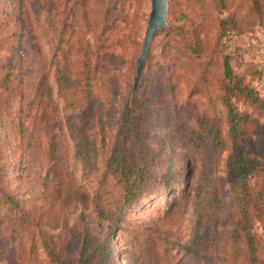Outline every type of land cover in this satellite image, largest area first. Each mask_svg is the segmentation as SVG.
Masks as SVG:
<instances>
[{"label": "rangeland", "instance_id": "rangeland-1", "mask_svg": "<svg viewBox=\"0 0 264 264\" xmlns=\"http://www.w3.org/2000/svg\"><path fill=\"white\" fill-rule=\"evenodd\" d=\"M150 13L151 0H0V264H55L51 249L79 264L85 237L102 264H250L229 101L264 248V0H170L134 90ZM116 147L149 171L123 211Z\"/></svg>", "mask_w": 264, "mask_h": 264}, {"label": "trees", "instance_id": "trees-1", "mask_svg": "<svg viewBox=\"0 0 264 264\" xmlns=\"http://www.w3.org/2000/svg\"><path fill=\"white\" fill-rule=\"evenodd\" d=\"M225 73L227 78H231V66L228 59L224 61ZM227 94L232 90L228 88ZM128 101L127 106L122 114V128L121 131L127 135V143L125 146H129L127 150L132 149L133 145L139 140L140 132L139 125L137 123L139 113L136 110L135 101L133 105ZM141 105H146V100H141ZM230 106L228 124L230 128V137L232 143V152L229 156L227 167L230 176V181L233 189L236 191V198L238 200L239 212L242 215L243 220L247 225L248 233L246 235L248 245V256L250 264H264L261 247V241L257 240L258 233L256 228L253 229L260 220L253 219L252 213L255 210V203L252 207L253 192L249 186L248 178L252 172L256 171L255 162L246 154L243 146L244 139V126L243 117L239 115L233 108L231 101L227 103ZM213 134L219 139V130H213ZM143 157H139L138 153H131L127 151H121L116 147L112 157L110 159L111 167L110 175L117 179V183L123 190L121 197V210L131 204L134 199H139L143 195L144 184L149 171L146 166L142 164ZM3 177L0 174V183ZM112 236L110 235V239ZM99 248L90 244L88 237H85L80 252L79 264H102L100 260V254L98 255ZM49 255L53 260H56L55 264H71L68 260L59 261L57 259V253L54 250H48Z\"/></svg>", "mask_w": 264, "mask_h": 264}, {"label": "water", "instance_id": "water-1", "mask_svg": "<svg viewBox=\"0 0 264 264\" xmlns=\"http://www.w3.org/2000/svg\"><path fill=\"white\" fill-rule=\"evenodd\" d=\"M169 4L170 0H151V13L147 23L142 53L137 63V76L134 80V90H136L142 76L153 38L157 32L169 26L167 20Z\"/></svg>", "mask_w": 264, "mask_h": 264}]
</instances>
